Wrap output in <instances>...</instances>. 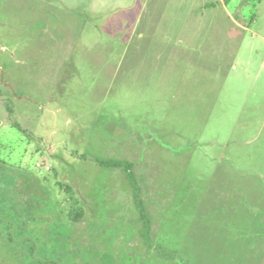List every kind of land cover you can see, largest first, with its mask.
I'll return each instance as SVG.
<instances>
[{
	"label": "rangeland",
	"instance_id": "374dc122",
	"mask_svg": "<svg viewBox=\"0 0 264 264\" xmlns=\"http://www.w3.org/2000/svg\"><path fill=\"white\" fill-rule=\"evenodd\" d=\"M0 264H264V0H0Z\"/></svg>",
	"mask_w": 264,
	"mask_h": 264
},
{
	"label": "trees",
	"instance_id": "16d2710c",
	"mask_svg": "<svg viewBox=\"0 0 264 264\" xmlns=\"http://www.w3.org/2000/svg\"><path fill=\"white\" fill-rule=\"evenodd\" d=\"M256 1H260V0H256ZM99 164L101 166L106 165L108 167H123V170L125 171L127 178L129 180V183L131 184L133 190H132V199L134 201V203L136 204L137 208H139L142 204V199L140 197V193H139V185L134 181V177H133V171H132V164L131 163H126L124 161H112V160H108V161H99ZM140 213V212H139ZM143 213V212H141ZM144 214V213H143Z\"/></svg>",
	"mask_w": 264,
	"mask_h": 264
},
{
	"label": "crops",
	"instance_id": "0c3cea01",
	"mask_svg": "<svg viewBox=\"0 0 264 264\" xmlns=\"http://www.w3.org/2000/svg\"><path fill=\"white\" fill-rule=\"evenodd\" d=\"M131 200H133V199H132V194H131Z\"/></svg>",
	"mask_w": 264,
	"mask_h": 264
}]
</instances>
